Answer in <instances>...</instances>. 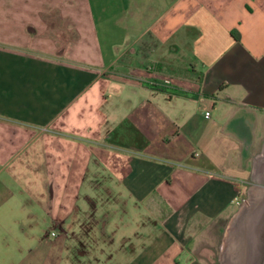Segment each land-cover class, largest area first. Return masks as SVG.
<instances>
[{
    "label": "crops",
    "instance_id": "obj_1",
    "mask_svg": "<svg viewBox=\"0 0 264 264\" xmlns=\"http://www.w3.org/2000/svg\"><path fill=\"white\" fill-rule=\"evenodd\" d=\"M8 2L57 55L0 48V264H210L264 186V0Z\"/></svg>",
    "mask_w": 264,
    "mask_h": 264
},
{
    "label": "rangeland",
    "instance_id": "obj_2",
    "mask_svg": "<svg viewBox=\"0 0 264 264\" xmlns=\"http://www.w3.org/2000/svg\"><path fill=\"white\" fill-rule=\"evenodd\" d=\"M51 1L53 0H34V5H37L33 9L34 19L36 18V16L39 17L40 15L46 17L55 15V11L53 12L55 8H53L52 6L54 3ZM63 7L65 11L70 10L67 5H64ZM10 9L11 8L9 6L8 0H0V48L17 49L26 53L39 55H57L52 50H47L48 45L52 42V40H49L47 37L42 36V33L45 30L42 31V28L37 23L38 19L36 20L37 24L34 23L25 25L24 20H21V18L14 22L15 18L11 17L12 12L10 11ZM19 16L21 17L22 15L19 14ZM250 190L251 187L247 185L244 190L239 192L242 198L239 200V202L236 201L234 204V216L231 218L229 217L228 221L226 222L225 232L220 239V245L211 249V251L208 252V256H206L210 264H232V260L230 257L231 255H228V258L226 257L228 252L229 254L232 253L227 248L230 243L228 234L230 231H232L233 240H235L237 236H240V231L242 230V226L245 222L243 221V217H238L239 222H236L237 226H235V228H232V224L234 223L233 218L247 203L250 196ZM260 197H257L256 203L250 205L249 210L254 207V211L259 205H261L260 201L262 199ZM258 202L259 204H257Z\"/></svg>",
    "mask_w": 264,
    "mask_h": 264
},
{
    "label": "bare ground",
    "instance_id": "obj_3",
    "mask_svg": "<svg viewBox=\"0 0 264 264\" xmlns=\"http://www.w3.org/2000/svg\"><path fill=\"white\" fill-rule=\"evenodd\" d=\"M263 195H264V186L263 187L260 185L252 186L250 190V196H249L247 203L245 204V206H243V208L240 209V211L233 218L234 223L232 224V228L233 227L235 228V226H237L236 222H239L238 217H243V221L245 223L242 226V230L240 231V236H237L235 240H233L232 231H230L228 234V239L230 240V243L228 245L229 247L227 246V248L232 253L229 254L228 252L226 257L228 258V255H231L230 257L232 260V264H245L246 262L245 257L247 256V245H248V240H249L248 235H249L250 226L252 224L253 218L259 215L261 207L264 206L263 205V202H264ZM257 197H260L262 199L260 201L261 205H259L257 209H255L254 211H253L254 207L249 210L250 205H252L253 203H256ZM257 204H259V202Z\"/></svg>",
    "mask_w": 264,
    "mask_h": 264
},
{
    "label": "flooded vegetation",
    "instance_id": "obj_4",
    "mask_svg": "<svg viewBox=\"0 0 264 264\" xmlns=\"http://www.w3.org/2000/svg\"><path fill=\"white\" fill-rule=\"evenodd\" d=\"M248 239L245 264H264V206L252 220Z\"/></svg>",
    "mask_w": 264,
    "mask_h": 264
},
{
    "label": "built area",
    "instance_id": "obj_5",
    "mask_svg": "<svg viewBox=\"0 0 264 264\" xmlns=\"http://www.w3.org/2000/svg\"><path fill=\"white\" fill-rule=\"evenodd\" d=\"M151 83L153 84H167L171 82V78L166 76V77H154L152 79H150ZM210 112L207 111V114H209ZM242 198V196L238 193V195L236 196V201L239 202V200ZM53 234H55V232L53 231Z\"/></svg>",
    "mask_w": 264,
    "mask_h": 264
}]
</instances>
